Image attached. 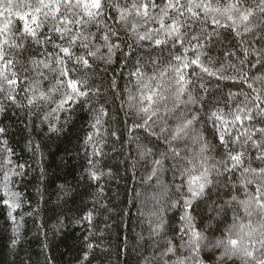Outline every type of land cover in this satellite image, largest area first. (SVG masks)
Wrapping results in <instances>:
<instances>
[{
  "label": "snow or ice",
  "instance_id": "snow-or-ice-1",
  "mask_svg": "<svg viewBox=\"0 0 264 264\" xmlns=\"http://www.w3.org/2000/svg\"><path fill=\"white\" fill-rule=\"evenodd\" d=\"M220 30H228L234 40L222 58L210 55ZM118 57L122 67L130 66L121 100V108L128 109L125 143L133 140L134 130L143 132L136 139L132 169L143 162L144 182L155 179L161 189L154 199L166 201L150 214L155 218L149 220L151 252L140 253L136 264H264V0H0V117H27L26 149L36 157L42 181V143H34L31 133L46 127L44 136L51 142L53 136L71 133L78 110L91 113L81 143L87 161L81 178L86 175L97 187L90 194L93 207L73 220L87 232L76 264H91L101 248L92 242L94 221L97 214L112 211L99 182L114 173L101 167L100 158L107 138L121 136L106 126L104 95L110 89L120 99L122 93L115 75L108 88L96 79H103ZM118 75L123 77V71ZM212 79L246 90L225 97L219 83L209 90ZM133 113L139 122L128 125ZM9 128L0 122V208L6 209L9 249L15 254L25 216H33L39 205L23 212V194L12 187L13 177L23 176L30 165L13 161ZM153 138L163 141L164 151ZM188 141L197 147L189 148ZM168 172L173 180L164 184L161 178ZM58 190V207L75 196L67 184ZM37 193L43 200L39 187ZM201 204L208 210L203 228L194 215ZM169 211L180 213L173 235L165 231ZM107 251L101 248V256Z\"/></svg>",
  "mask_w": 264,
  "mask_h": 264
},
{
  "label": "trees",
  "instance_id": "trees-1",
  "mask_svg": "<svg viewBox=\"0 0 264 264\" xmlns=\"http://www.w3.org/2000/svg\"><path fill=\"white\" fill-rule=\"evenodd\" d=\"M157 2L159 3L160 0ZM121 3H124V0H121ZM137 23H142V21H137ZM202 26L197 25L198 28ZM115 27L120 28L119 25ZM208 27L211 29L210 22ZM92 30L95 31L94 28ZM120 36L126 39L123 30L120 31ZM232 43L234 40L231 33L228 30H220L219 43L210 55L222 58L226 47ZM169 47L171 46L169 45ZM125 50H127L126 45ZM129 70L130 66L128 68L122 67L118 57L116 63L109 68L108 74L103 79L99 77L96 79V83L108 88L113 76H116L118 88L122 95L120 99H117L110 89L105 93L104 99L107 100L106 107L109 112L106 126L115 128L121 139L115 140L109 136L103 148L105 155L100 158L101 167L105 170L107 167H111L114 173L111 179L104 177L99 182L105 187V200L112 211L110 213L103 211L97 214L94 221L96 235L92 242L99 244L102 249L108 251L101 256V248L96 249L91 264H101V261L103 264H136L140 253L148 255L153 244V240L149 239V232L153 226L150 225L149 220L155 219L150 214L158 211L166 203L165 200L161 199L158 204L154 199V197L162 194L155 179L148 183L144 182V177L147 174L144 163L139 162L135 172L132 169L133 161L137 160L136 139L141 137L143 132L134 130L133 140L125 143L128 141L125 125V112L128 109L127 106L124 109L121 108V100L126 99L127 93L124 92V89L128 84L127 73ZM120 71H123V77L118 75ZM252 75H256V72H253ZM217 83H219L225 97L229 91L246 90V86L241 89L239 86H234L232 82H217L215 79L210 80L207 87L214 92ZM47 86L45 84V88ZM129 87L131 86L129 85ZM220 95L221 93H217V96ZM238 99L243 101L244 97L240 96ZM90 116L89 109L78 110L74 114L71 133L59 138L53 136L51 142L44 136L46 127L44 132L37 128L31 133L34 143L36 141L42 143L44 157L41 163L45 169L43 181L40 179V165L37 164L36 157L26 149V143L29 139V133L25 130L27 117L20 114L10 121L5 117H0V122L10 124V146L14 148L16 153L13 161L30 165L24 169L23 176L13 177V189L22 193L26 201L22 211H32L39 205L38 211L33 216H25L23 239L21 244L17 246L15 254L9 249L11 231L10 227L6 225L4 215L6 209L0 208V264H14V262L19 264L21 259L24 260V264H46L45 257L50 258L51 264H76V261L82 256V241L87 232L84 226L75 225L73 220L78 215H82L83 211L93 207L90 194L97 187L96 184H91L88 181L86 175L83 179L81 178V174L87 166L81 143L86 131L90 130L88 128ZM21 120L24 123H21ZM133 122H139L135 120L134 113L127 123L131 125ZM36 124H39L38 120ZM156 130L159 131V127ZM206 135L209 141H212L211 125L207 126ZM153 142L158 144L160 151H164L165 145L162 140L155 141L153 138ZM184 146L183 144L180 145V147ZM187 146L189 148L197 147L191 141H188ZM252 154L255 155L254 152ZM216 155L219 156L220 153L218 152ZM105 161L106 163H104ZM2 176L3 172L0 171V179ZM172 180L171 172L161 178V182L164 184L170 183ZM176 182L179 183V179ZM61 184L71 186L75 191V196L71 199L66 198L65 201H59L60 206L58 207V189ZM37 187L42 191L43 200L37 193ZM199 208L201 211L194 213V215H198L199 227L203 228L204 222L208 220V210L203 204ZM179 214V212L173 214L171 211L166 213L165 219L169 221V225L166 226L165 231L168 235L174 234L171 228L177 225ZM17 215H19V211ZM105 216L108 217L106 221ZM230 222V219L226 221V223ZM140 235H143L144 241L138 239ZM126 237L127 239H125ZM179 242V240L176 241L177 245ZM45 244L48 246L47 249L44 248ZM135 245L141 246L136 247L133 251Z\"/></svg>",
  "mask_w": 264,
  "mask_h": 264
}]
</instances>
